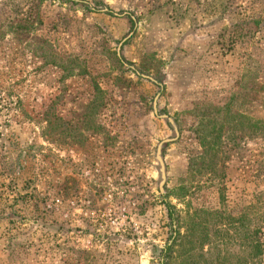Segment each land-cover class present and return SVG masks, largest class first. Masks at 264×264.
<instances>
[{
  "label": "rangeland",
  "instance_id": "1",
  "mask_svg": "<svg viewBox=\"0 0 264 264\" xmlns=\"http://www.w3.org/2000/svg\"><path fill=\"white\" fill-rule=\"evenodd\" d=\"M261 196L264 0H0V264H162L166 202L255 264Z\"/></svg>",
  "mask_w": 264,
  "mask_h": 264
},
{
  "label": "trees",
  "instance_id": "2",
  "mask_svg": "<svg viewBox=\"0 0 264 264\" xmlns=\"http://www.w3.org/2000/svg\"><path fill=\"white\" fill-rule=\"evenodd\" d=\"M175 192L176 193L173 192L171 195L175 196V198L181 202L185 201L188 196V190L185 186L178 187ZM221 196L223 200L224 196ZM223 201L225 202V199ZM165 207L168 213L171 235L166 246L161 250L163 259L162 264H179L180 258L184 257L186 259V254L189 251L187 246L190 244V234L192 233V222L195 225L194 216L200 211H196L194 214L190 213L189 210H187V212L181 211L177 209L176 206L167 202L165 203ZM251 210L252 211H249L251 212L250 214L247 211L243 213L242 217L238 218V220L229 218L230 222H226V224L232 228L234 225L238 224V228H233V230H235L237 235H240L243 241L249 243L248 248L251 249L252 258H254L256 262L255 264H262V258L264 256V241L262 238L264 233V198H262V196L261 198H257L256 205H254ZM217 214L219 220L222 221L221 214L219 212ZM197 225L201 226L202 229H206L208 220H202ZM250 225H252V228ZM184 228L186 230L182 233V229ZM208 242L209 239L206 234H203L198 240V244H200L201 248ZM178 248H181V250H178ZM246 264H249V262L247 261Z\"/></svg>",
  "mask_w": 264,
  "mask_h": 264
}]
</instances>
